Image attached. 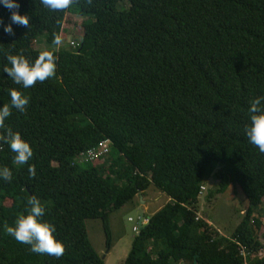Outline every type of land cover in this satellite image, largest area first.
Instances as JSON below:
<instances>
[{"label": "trees", "instance_id": "1", "mask_svg": "<svg viewBox=\"0 0 264 264\" xmlns=\"http://www.w3.org/2000/svg\"><path fill=\"white\" fill-rule=\"evenodd\" d=\"M19 4L29 26L13 25L9 36L0 24V105L12 88L29 97L5 124L33 146L35 175L0 142V167L13 173L0 179V264H105L86 220L102 221L111 247L110 213L152 186L169 201L144 217L121 264H264V153L244 134L249 101L264 96V0H72L59 11ZM70 13L83 18L80 44L57 48ZM9 17L0 7V20ZM45 50L56 57L52 78L20 89L3 72L7 55L34 60ZM206 177L218 181L217 193L232 185L247 199L228 236L197 219ZM31 196L65 244L59 258L7 233Z\"/></svg>", "mask_w": 264, "mask_h": 264}, {"label": "clouds", "instance_id": "2", "mask_svg": "<svg viewBox=\"0 0 264 264\" xmlns=\"http://www.w3.org/2000/svg\"><path fill=\"white\" fill-rule=\"evenodd\" d=\"M72 0H40V4L50 11L67 9ZM0 7L10 11V22L3 24V33L14 35L13 25L27 28L29 15L21 14L19 0H0ZM61 35L57 34L52 44L57 48L62 44ZM7 64L3 72L11 79L13 84L20 89H29L37 82H44L54 76L56 71V57L54 51H41L34 60L27 59L23 54H11L6 56ZM9 104L0 105V142L7 144L9 150L14 153V163L23 166L33 158L34 149L31 143L22 137L18 131L8 128L5 122L12 110L23 112L29 103V97L23 91L12 88L8 91ZM244 134L248 142L255 146L260 153H264V96H257L249 101L247 109V123ZM29 176L35 175V168L28 164ZM12 170L0 167V179L10 181ZM45 206L36 196H31L25 204L24 214L16 217L14 225L8 227L7 233L20 244L28 245L29 250L35 254H46L59 258L65 251V244L56 235V227L53 223L44 219Z\"/></svg>", "mask_w": 264, "mask_h": 264}, {"label": "rangeland", "instance_id": "3", "mask_svg": "<svg viewBox=\"0 0 264 264\" xmlns=\"http://www.w3.org/2000/svg\"><path fill=\"white\" fill-rule=\"evenodd\" d=\"M83 18L76 14H68L66 38L62 39V46L66 48L67 42L75 40L80 44L83 35L81 24ZM60 47V46H59ZM81 166L86 165L82 158ZM218 181L213 177H206L201 185V193L196 216L207 218L222 234L228 236L238 226L243 218L242 212L247 208V199L239 189L232 185L223 193H217ZM204 192V193H203ZM211 195H213L211 197ZM146 204H142V201ZM169 201L167 194L163 193L156 186L148 188L145 197L140 198V193L132 201L121 208L110 213L111 247L106 245V234L103 223L100 219H87L86 227L89 240L96 252L105 260V264H121L131 250L132 242L138 232L133 230L134 226L139 227L141 212L144 217H149ZM264 201V200H263ZM263 219H264V204ZM143 217V225L146 219ZM148 221V219H147ZM263 227L258 230V239L264 243ZM259 256V255H258Z\"/></svg>", "mask_w": 264, "mask_h": 264}, {"label": "built area", "instance_id": "4", "mask_svg": "<svg viewBox=\"0 0 264 264\" xmlns=\"http://www.w3.org/2000/svg\"><path fill=\"white\" fill-rule=\"evenodd\" d=\"M76 42L75 41H71L70 42V46L71 47H76ZM102 148H103V151H108V148H107V143L105 142V143H102V146H101ZM88 154H89V156H90V158L91 159H93V158H96L97 157V153L96 152H94L93 150H91L90 152H88ZM200 193H201V190H200ZM197 219H198V217H197ZM145 222H147V219L145 220ZM144 223V222H143ZM133 230L134 231H137L138 230V226H134L133 227ZM241 254L244 256V259L246 258V256L249 254V251L246 249V247H242L241 248ZM258 255L259 256H262L263 255V250L261 249L259 252H258ZM247 264V263H246Z\"/></svg>", "mask_w": 264, "mask_h": 264}, {"label": "water", "instance_id": "5", "mask_svg": "<svg viewBox=\"0 0 264 264\" xmlns=\"http://www.w3.org/2000/svg\"><path fill=\"white\" fill-rule=\"evenodd\" d=\"M140 198L142 199V196H141V194H140ZM142 201V203H143V200H141ZM143 217H144V211H142L141 212V215H140V219H139V226H140V231H141V229L143 228ZM139 231V232H140Z\"/></svg>", "mask_w": 264, "mask_h": 264}, {"label": "crops", "instance_id": "6", "mask_svg": "<svg viewBox=\"0 0 264 264\" xmlns=\"http://www.w3.org/2000/svg\"><path fill=\"white\" fill-rule=\"evenodd\" d=\"M141 194V193H140ZM142 204H146V202L145 201H143V203Z\"/></svg>", "mask_w": 264, "mask_h": 264}]
</instances>
